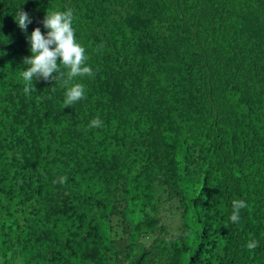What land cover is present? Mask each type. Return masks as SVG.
<instances>
[{"label": "trees", "instance_id": "trees-1", "mask_svg": "<svg viewBox=\"0 0 264 264\" xmlns=\"http://www.w3.org/2000/svg\"><path fill=\"white\" fill-rule=\"evenodd\" d=\"M0 264H264V0H0Z\"/></svg>", "mask_w": 264, "mask_h": 264}]
</instances>
